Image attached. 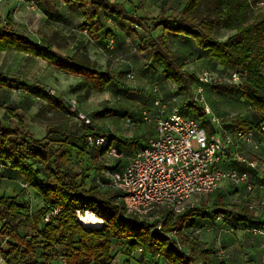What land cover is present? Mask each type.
Wrapping results in <instances>:
<instances>
[{
	"label": "trees",
	"instance_id": "16d2710c",
	"mask_svg": "<svg viewBox=\"0 0 264 264\" xmlns=\"http://www.w3.org/2000/svg\"><path fill=\"white\" fill-rule=\"evenodd\" d=\"M32 1L52 15L59 14L60 2L72 12H79L83 19L79 28L92 41L113 35L112 30L106 28V18L127 20L132 25L128 28L129 33L138 40V51L157 61L164 79L178 84L180 91H189L196 76L184 69L177 52L170 49L167 40L170 36L193 39L199 51L207 53L218 65L235 68L234 72L242 74V81L236 87L253 112L246 117L235 115L228 119L230 134L253 132L254 138L264 134V74L260 71L264 64V11L247 17L248 11L252 12L248 0H205L201 16L195 14L200 0H163L159 15L153 18L145 15L128 17L129 11L124 4L111 0ZM256 2L264 3V0ZM10 22L9 18L4 25L0 21V52L15 51L26 57L42 59L58 71L83 78L76 84L79 89L89 87L103 92L111 82L120 81V75L99 69L86 53L62 54L53 48L50 37L38 36L39 41L36 42L13 31ZM209 23H222L223 28L234 29L235 32L225 40L217 41L212 37L213 29ZM138 29L145 32L140 33ZM158 29L159 33L153 35ZM14 84L27 94L45 101L46 108L61 114L62 122L47 128L44 139L38 140L31 133L24 132L21 126L11 127L0 119V177L10 174L12 179L20 178L23 189L31 187L40 196L38 207L31 211L28 199H20L19 195H0V243L7 238L5 250H1L3 262L0 264H111L116 257L113 255L115 247H124L123 253L128 257L139 251L143 262L227 264L214 262L213 247L203 246L198 238L184 233L189 220L207 212L205 204H193L175 216L168 211H160V233L156 222L138 221L126 213L119 191L101 189L95 183L97 177L104 180L106 171L121 168L149 137L143 143L140 136L122 140L124 146L131 147L129 156L125 161L121 158L109 161L106 156L114 149L115 142L111 133L81 120L83 127L79 134H68V106L60 94L48 93L41 83L19 80L0 72V87L10 88ZM187 105L190 108L181 106L180 112L197 118L202 126L210 128L203 118L204 107L193 102ZM9 110L6 107L8 116L12 114ZM74 113L78 115V112ZM103 113L106 116L110 111L94 115ZM89 136L106 137L107 144L102 147L91 145L87 140ZM86 149L91 150L95 167L73 171L69 167L72 150L83 158L87 154ZM225 166L221 167L230 169V166ZM89 178L93 185L88 184ZM55 209L58 212L45 221L46 215ZM86 211L100 218L104 224L98 228L86 226L77 218V212L85 215ZM212 214L213 217L230 216L231 212L215 208ZM238 219L243 221L245 217L239 216ZM170 232H173L174 239L168 235ZM184 247L188 250H183Z\"/></svg>",
	"mask_w": 264,
	"mask_h": 264
},
{
	"label": "rangeland",
	"instance_id": "374dc122",
	"mask_svg": "<svg viewBox=\"0 0 264 264\" xmlns=\"http://www.w3.org/2000/svg\"><path fill=\"white\" fill-rule=\"evenodd\" d=\"M111 1L122 2L129 11L128 17L145 15L153 18L159 15L162 0H141V6L140 0ZM256 1L258 0H248L252 11L247 13L249 18L264 11V3ZM58 8L59 14L52 15L45 13L40 5L32 0H17L16 5H8L7 8L0 6V21L4 25L6 18L16 20L20 33L36 42H38L36 31H42L36 35L50 37L52 46L67 55L75 51L84 52L95 61L99 69L111 71L116 76L120 75V81L116 79L111 82L103 92L89 87L79 89L76 84L83 78L58 73L42 59L7 55L0 60L5 59L10 63L23 61L20 64L24 66L30 82L41 83L48 93L60 94L66 100L68 134L77 135L83 127L80 118L78 115L75 116L74 112L83 113L90 119L91 124L111 133L115 139L114 149L120 153H117L119 157L107 154L109 161L115 158L125 161L129 156L131 147L124 146L122 140L140 136V142L143 143L145 138L154 135L157 115L162 116L154 105L157 99L165 102L167 110L181 106L190 108L187 105L189 102L204 107L203 118L210 125V128L205 127L206 131L209 133L212 129L223 138L231 133L228 119L235 115L246 117L253 112L251 105L241 98L237 83L232 79L235 68L218 65L207 53L199 51L193 39L170 36L167 40L170 49L177 52L184 69L196 76L189 91H180L178 84L169 83L164 79L162 67L157 61L150 59L147 53L138 51V40L128 31L132 26L130 22L106 18V28L111 29L113 35L102 36L99 40L92 41L88 40L85 31L79 28L83 20L79 12H72L62 2ZM204 9L205 0H200L195 14L201 16ZM214 15L213 13L211 17ZM208 26L212 27V37L217 41H223L235 32L234 29L223 28L222 23H209ZM159 30L152 34H158ZM138 31L145 32L143 29ZM260 71L264 74V64L261 65ZM128 74H132V77ZM172 90L174 94H171ZM45 104V101L27 94L14 84L7 90H0V119L11 127L21 126L24 132L42 140L47 128L62 122L61 114L49 110ZM6 107H9L12 113L9 116L5 112ZM106 110L110 111V114L105 116V112L100 116L94 115ZM233 149L248 161H255L257 164L256 168L259 171L252 175L251 189L244 183L226 184L224 188L218 187L202 197H193V204H205L207 212L189 220L184 233L201 241L203 240L201 235L204 234L202 228L215 230V236L208 240V243L202 244L214 248L212 257L214 262L264 264V134L255 137L250 144L238 142ZM90 152V149H86L88 155L80 158L77 152L72 150L69 167L73 171L95 167ZM0 168L2 169V165ZM90 180L91 178L88 179V184L93 185ZM21 181L20 178L12 179L10 174H4L0 177V195H19L20 199H28L32 211L38 207L40 196L31 187L23 189ZM89 185H86V188H89ZM215 208L228 209L231 215L213 217L212 210ZM239 216L245 219L239 221ZM131 217L135 218L132 215ZM77 218L80 220V217ZM103 224L102 221L100 226ZM158 231L162 232L161 227ZM168 235L174 239L173 232ZM123 250L124 247L114 248L113 255L118 261L116 264H125L127 260L128 264H139L138 253L134 252L128 257ZM183 250L188 249L184 247Z\"/></svg>",
	"mask_w": 264,
	"mask_h": 264
},
{
	"label": "built area",
	"instance_id": "2783aa9c",
	"mask_svg": "<svg viewBox=\"0 0 264 264\" xmlns=\"http://www.w3.org/2000/svg\"><path fill=\"white\" fill-rule=\"evenodd\" d=\"M4 1L0 0V4ZM128 76L132 77V74ZM232 79L240 83L242 74L234 72ZM154 105L162 114L155 121L154 135L121 168L106 171L104 180L100 177L95 180L99 188L117 190L122 194L127 213L141 221L156 222L160 230V211L178 215L193 205V197L207 195L223 182L229 185L244 183L251 189L249 171L224 169L220 164L236 161L251 169L256 168L255 161H248L233 149L238 142L252 143L253 132H235L223 138L213 131L208 133L200 120L181 113L179 107H174L166 115L163 100H155ZM78 117L90 124V119L83 113H78ZM87 140L98 147L107 144V138L102 136H89ZM117 153L112 148L108 155L119 157ZM22 185L26 187V184ZM57 212L55 209L47 214L45 221ZM77 214L80 217V212ZM6 240L4 238L0 243V263L3 262L1 250H5ZM116 261L114 258L111 264Z\"/></svg>",
	"mask_w": 264,
	"mask_h": 264
},
{
	"label": "crops",
	"instance_id": "0c3cea01",
	"mask_svg": "<svg viewBox=\"0 0 264 264\" xmlns=\"http://www.w3.org/2000/svg\"><path fill=\"white\" fill-rule=\"evenodd\" d=\"M163 1V0H162ZM161 1V2H162ZM5 3H7L6 5H5ZM12 4H17V0H6V2H4L1 6H2V8H3V6L5 7V8H7V6L8 5H12ZM59 5V4H58ZM59 9V8H58ZM45 12V11H44ZM45 13H47V14H51V13H48V12H45ZM7 16H9V13L7 14ZM10 19V27H12V30L13 31H15L16 33H18V34H20V35H23L22 33H20V31L18 30V26H17V24H16V20H12L11 18H9ZM37 32H42V31H36V33H35V36L37 37V36H40V35H36L37 34ZM24 36H27V35H24ZM37 39H38V41H39V37H37ZM54 48V47H53ZM54 49H56V50H58L60 53H62V54H66V53H63V52H61L59 49H57V48H54ZM73 53V52H72ZM71 53V54H72ZM71 54H69V55H71ZM7 55H13V57H14V55H21V57H23V56H25V55H23V54H20V53H18V52H15V51H4V52H0V58L1 57H6ZM26 57V56H25ZM33 58V57H32ZM26 59V58H25ZM19 62H15V63H10V62H6V60L4 59V60H0V72H5V73H7V74H11L12 76H15V77H17V76H19V77H22V78H25V79H29V76H28V74H26V72H25V70H24V66L22 65V64H20V63H22L23 61H20V60H18ZM52 67V66H51ZM53 68V67H52ZM54 69V68H53ZM56 70V69H55ZM56 72H58V73H61V74H64L63 72H61V71H58V70H56ZM66 75V74H65ZM68 75V74H67ZM18 78V77H17ZM19 79V78H18ZM19 80H21V79H19ZM167 82H171V83H174V82H172V81H167ZM11 86H13V85H11ZM1 89H9V88H5V87H0V90ZM171 94H174V90H172L171 91ZM171 110L172 109H169V110H166V115L167 114H170V112H171ZM160 116H158L157 115V119L159 118ZM156 119V120H157ZM233 134V133H232ZM241 143V142H240ZM242 144V143H241ZM232 164H234V165H232ZM224 165H226V166H230V168H241V169H245V170H248V171H250L251 172V178H252V175H254V172H258L259 171V169H257V168H249V167H247L246 165H244V164H238V163H235V162H226V163H222V164H220V166H224ZM225 166V167H226ZM261 174V173H260ZM224 185H226V183H221L220 184V186H219V188H224ZM202 230L204 231L203 233V235H201V237H202V239L203 240H201L202 241V243H206L208 240H210V239H212V237L213 236H215V230H213V229H211V228H202ZM208 243V242H207ZM136 253H138V261H139V264H157V260H154V261H150V260H148L147 262H143V261H140V258H139V251H137ZM131 256H132V254H131ZM130 256V257H131ZM117 263H118V261H117Z\"/></svg>",
	"mask_w": 264,
	"mask_h": 264
},
{
	"label": "bare ground",
	"instance_id": "6f19581e",
	"mask_svg": "<svg viewBox=\"0 0 264 264\" xmlns=\"http://www.w3.org/2000/svg\"><path fill=\"white\" fill-rule=\"evenodd\" d=\"M80 220L86 225L90 227L100 226L102 220L96 217L91 212H86L85 215H80Z\"/></svg>",
	"mask_w": 264,
	"mask_h": 264
}]
</instances>
